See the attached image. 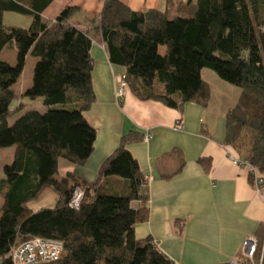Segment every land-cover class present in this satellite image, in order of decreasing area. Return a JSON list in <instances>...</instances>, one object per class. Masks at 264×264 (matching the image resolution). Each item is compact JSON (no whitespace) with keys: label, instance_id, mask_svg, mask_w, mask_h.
Returning <instances> with one entry per match:
<instances>
[{"label":"trees","instance_id":"16d2710c","mask_svg":"<svg viewBox=\"0 0 264 264\" xmlns=\"http://www.w3.org/2000/svg\"><path fill=\"white\" fill-rule=\"evenodd\" d=\"M53 1L0 0V53L11 45L18 50L15 66L0 59V148L15 147L0 178V264H12V247L36 236L63 243L55 264H175L152 237L135 236L136 225L149 217V180L129 146L144 135H124L94 182L60 175L61 160L83 166L94 152L97 132L85 114L96 95L93 37L69 23L77 7L45 19ZM172 1L164 11L138 12L121 0H106L94 31L110 63L125 69L128 88L139 99L177 110L186 103L209 105L205 68L240 88L225 117L223 144L264 178V0H184L190 12L179 8L171 16ZM5 12L30 16L32 23L7 25ZM29 55L38 59L33 84L18 94L13 87ZM25 97H42L43 112L26 110L10 123L23 111ZM184 165L183 152L175 148L159 158V176L169 180ZM113 179L123 191H113ZM77 189L83 190L78 209L69 205ZM46 190L56 194V206L29 208ZM263 233L264 227L258 236Z\"/></svg>","mask_w":264,"mask_h":264},{"label":"crops","instance_id":"0c3cea01","mask_svg":"<svg viewBox=\"0 0 264 264\" xmlns=\"http://www.w3.org/2000/svg\"><path fill=\"white\" fill-rule=\"evenodd\" d=\"M121 1L138 12L164 11L168 3V0ZM105 2L54 0L43 13L45 19L55 20L65 7H77L79 10L69 23L90 31L93 37L92 78L96 102L85 116L97 132L95 148L83 166L61 160L60 175L70 172L84 180L96 181L101 166L124 135L135 132L145 136L148 130L151 136L147 141L129 146L149 179V217L136 225V238L152 237L158 249L175 264H223L239 254L244 239L259 235L264 227V185L258 190L248 168L235 165L229 159L223 144L224 132H219L221 123L225 126L227 112L237 103L241 89L226 85L212 70L205 68L201 74L211 88L207 107L186 103L182 110H177L161 102L143 101L130 88L119 102L117 78L125 75V69L110 63L104 42L94 31ZM172 2L175 4L169 9L171 16L179 8H186L183 13L192 9V5L185 6L183 0ZM180 2L183 5L180 6ZM7 13L3 14V19ZM23 92L21 89L17 93ZM180 120L183 130L175 128ZM175 148L183 152L184 168L177 176L163 180L157 162ZM9 154L11 163L15 147ZM200 159L205 160V164H200ZM3 177L2 171L0 178ZM112 181L113 191H123L119 181Z\"/></svg>","mask_w":264,"mask_h":264},{"label":"built area","instance_id":"2783aa9c","mask_svg":"<svg viewBox=\"0 0 264 264\" xmlns=\"http://www.w3.org/2000/svg\"><path fill=\"white\" fill-rule=\"evenodd\" d=\"M117 85L116 97L120 102L126 95L128 89L124 75L117 78ZM175 128L177 130H183V121H177ZM150 136V132L147 130L144 140L147 141ZM227 154L235 165L246 166L248 168L252 183L258 190L264 185V178L253 165L246 160L235 157L229 150ZM82 199L83 192L77 190L69 205L78 209ZM63 252L64 246L61 241L36 236L13 246L10 251V258L12 264H55ZM223 264H264V233L262 236L253 235L244 239L239 254Z\"/></svg>","mask_w":264,"mask_h":264},{"label":"rangeland","instance_id":"374dc122","mask_svg":"<svg viewBox=\"0 0 264 264\" xmlns=\"http://www.w3.org/2000/svg\"><path fill=\"white\" fill-rule=\"evenodd\" d=\"M263 14H264V11H263ZM7 15L8 16H5V19L3 20L4 23H6V24H17V26H19V27L29 28L30 21H31L30 16L22 15V14H19L16 12H9V13H7ZM164 51H165V47H160V52L163 53ZM17 53H18V50H17V47L15 45L8 46V47L4 48L3 51L0 53V59L8 62L9 64H11L13 66H15L16 62H17ZM37 61H38V59L36 57H33L32 55L28 56V58L26 60V65H25L23 73L19 79V82H17L14 85V89L17 92L21 89H23L25 91L32 86V84H33V71H34V67H35ZM213 73H215V72H213ZM222 82L225 83L226 85H230L224 81H222ZM211 84L214 87H217L216 84L214 83V81H211ZM43 100L44 99L42 97H38L34 100L28 99L26 97L23 98V102H24L23 111L19 112L17 115H15L13 118H11L10 123H13L16 120V118H18L22 114V112H24L26 110H37V111L43 112V110H44ZM219 132H220V134H222V132H224V127H223L222 123L220 125ZM13 149H14V147L0 148V172L3 171V167L5 166V164L6 165H7V163L10 164L9 163L10 162L9 161L10 160V158H9L10 154L9 153H11L13 151ZM77 190H81L83 192L82 189H77ZM56 201H57L56 194L54 192H52L51 190H46L40 196L39 199H37V200H35L29 204V208H31L35 211H37L41 208H44V207H52L53 208L56 206ZM2 203H3V199L0 196V207H1Z\"/></svg>","mask_w":264,"mask_h":264}]
</instances>
